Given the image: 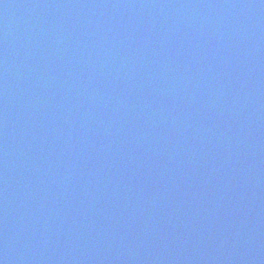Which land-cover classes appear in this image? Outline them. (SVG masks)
<instances>
[{
  "label": "water",
  "instance_id": "1",
  "mask_svg": "<svg viewBox=\"0 0 264 264\" xmlns=\"http://www.w3.org/2000/svg\"><path fill=\"white\" fill-rule=\"evenodd\" d=\"M58 0H46V2L55 3ZM212 4V9H209L211 13L207 15V19L211 20L210 24L205 22V19L196 18L194 21L197 23L195 28H190L186 33V37L181 36L176 39L180 46L189 45L194 49L195 44L198 41L203 42L206 40L216 41L219 46L218 52H224L225 50L229 53L228 56L223 57V65L209 66L207 60L209 58H216L212 55L211 51L206 46L202 50H199L200 57L196 58L193 62L194 69H198L201 66L206 67L207 75L205 81L210 84V79L213 81H219V72L223 73L224 76L220 77V84L232 83V78L229 76L231 69L235 67L239 62L245 63V55H253V47L256 42H261L264 39V0H209ZM14 2H18L20 8L15 9L12 7ZM64 5L63 8L54 6L51 8V4L44 6L42 3H38L34 8L30 5L34 3V0H0V69L4 71L3 74H9L6 67L10 64V61H15L14 54H18L23 57L25 64H33L36 66L41 63V59L47 56L51 59H56L61 54V51L67 52L69 46L77 40L80 36V32L73 30L72 33L68 30L69 16L78 19L82 18L83 23L89 21L87 13L90 10L91 15H97L101 11V4L99 6H93L92 1L88 2L86 6L80 5L78 0H60ZM78 2V3H77ZM195 5H205L204 0H194ZM83 12H75L76 9H85ZM92 7V8H91ZM37 8V9H35ZM20 12L17 14L16 12ZM38 10V12L36 11ZM66 13H69L68 15ZM92 17V16H91ZM74 24V23H73ZM76 28L81 29V26L74 24ZM148 29L151 28L148 26ZM177 32V31H176ZM181 32V30H180ZM190 35V36H189ZM43 36V38H41ZM191 37V39H190ZM244 38H246L244 40ZM43 43V45L41 44ZM241 44L244 46V52H241ZM259 53L264 52V45ZM44 51L42 54H38V51ZM94 52H98L96 49H92ZM50 51V52H49ZM24 52L28 54L25 55ZM93 52V53H94ZM163 54L157 55L155 58L151 57V66L157 68L160 65L168 64V61H173L175 52H170L168 56H162ZM264 58V55H260ZM100 59V53L96 56ZM102 59H104L102 57ZM109 59V58H107ZM168 59V60H166ZM93 65L97 63L96 60H91ZM108 62V60H107ZM108 65V63H107ZM103 66L107 69L108 66ZM169 69V67H166ZM29 74L23 75L27 77ZM191 76V75H190ZM111 81L117 83L116 77L112 73H109ZM108 80V79H107ZM89 80L85 79L84 84L86 88L89 84ZM77 80L63 88V94L69 97L59 105L56 103V91L60 90L59 86H56L55 92L47 91V100L50 101L52 109L47 113L54 112L58 115V120L53 124V129L46 131L45 127L41 125L37 128L35 140L32 138L27 139V136H23L24 126L21 129L20 136L14 144L21 146V142H25L26 147H32L33 152L27 154L24 151H20L26 157L25 163L22 164L26 168V164L35 161L36 163L41 161L40 152H45L46 156L51 153L54 163L58 167V171L53 178L54 185H60L61 181L66 177L69 168L64 167V164L59 157L57 151V145L61 146L64 150H69L63 146L62 143L68 138L71 133V128H75L78 124L70 119H66V113L75 112L73 104L75 102L81 103L87 100L89 94L79 89L71 90L68 93V89L74 88ZM105 84V80L100 79V88ZM0 81V99L3 102L6 100V91ZM51 86V83H48ZM209 86V85H206ZM54 88V87H53ZM85 91V90H84ZM243 90H241L242 92ZM51 93V94H50ZM50 94V95H48ZM207 94H203L204 101L195 104L189 112V121L195 120L197 123L204 117L207 116V111L216 105L214 97H206ZM9 102V101H8ZM7 102V103H8ZM10 107V106H9ZM84 118V117H83ZM47 119V117H46ZM165 122V126L158 125L159 121ZM92 122V121H91ZM15 119L13 113L9 110V113L0 112V132H8L7 127L14 125ZM23 124V122H21ZM46 123V121L44 122ZM79 123V122H76ZM144 124L148 128L154 131V135L157 139L162 141L164 147H176L181 144L178 140L180 137L186 145L196 147L200 144V135L193 129H187L183 127L182 120L169 121L164 117L155 119L153 123L150 121H144ZM158 125V127H156ZM51 126V125H50ZM247 133L252 127L248 124L245 125ZM26 128L31 129L29 125H25ZM11 130V128H9ZM34 131V130H32ZM245 133L244 135H247ZM261 134H255L251 141L245 140L241 143V139L238 143L229 145L224 149V157L217 161V164L213 166H207V168L197 169L195 177H192L194 182H181L172 184L170 182H163V188L166 192L164 197L160 199L156 209L140 208L133 212H118L115 214L114 219L110 222L117 231H123L126 235V239L120 245L116 242H111L112 249L106 252V256L109 260H103L100 262V258L95 257L94 264H161V262H169L170 259H174L175 264H181L180 248L185 249L188 247L191 252H185L186 255L193 256L191 264H264V228H259L255 231H250L248 238L245 240L247 243L252 237L253 239L263 238L262 241L247 246L243 251L236 254L235 248L231 243V239L235 233L239 232V227L233 226L232 222H242V216L246 214V209L242 207V204L234 203L236 207L240 208L241 211L237 214L231 215L230 206L223 208L222 213L219 211L217 199L213 194L212 190H215L216 186L213 182L202 187V181L205 178L208 179L209 173L208 168L211 172V180L215 179L213 176L216 173L217 177L220 174L226 178L223 182L225 185L229 184V191L226 193V197L234 202L236 193L250 190L248 183H242V175H246L247 178L255 179L257 176L251 171L256 168L255 163L251 161L260 149L254 150V144H262L264 142V132ZM220 134H217V138H220ZM96 141V140H95ZM93 141L92 146L87 150H81L76 153V160L83 159L85 157H92L93 154L101 155V160L105 166H109L111 163H115V159L128 158L130 156L129 149L125 147L121 152L116 150L110 145V138H106L103 142ZM102 141V140H101ZM45 142H48V150L44 151ZM95 142V143H94ZM237 142V141H236ZM9 141L5 142L9 144ZM252 163L251 170H248L246 163ZM264 162V159L261 160ZM44 168V167H43ZM47 169V168H46ZM41 169V173L47 172ZM11 172L16 174L14 168H11ZM1 174V173H0ZM264 182V176H263ZM222 183V184H224ZM224 186V185H222ZM171 190V191H170ZM217 190V189H216ZM215 190V191H216ZM169 191V192H168ZM264 192V185L262 181L258 182V187L253 188L250 194L252 198H245L250 200H256L260 193ZM224 193V187L221 195ZM93 196L92 204L97 208L98 202H104L108 200L105 196H100L98 192H92ZM1 200V198H0ZM55 204L63 201V198H58ZM74 204V201H70L67 205L68 208ZM49 209L56 212L55 207L61 208L62 205L48 203ZM261 212L255 218L259 221V225L264 226V204L261 207ZM183 226L181 236L183 242H180L175 237L167 236L166 239L170 240L173 244L181 243L177 250L174 252V256L167 254L166 245H164V239L158 237L160 233L169 234V231L173 228L176 217H181ZM229 217V218H228ZM168 218V219H167ZM171 221H170V220ZM22 222L21 224H23ZM56 227L57 233L51 228ZM94 223L90 222L88 229L93 230ZM45 232L43 240L37 239L33 244L37 247H44L45 250L40 248L37 252V262L40 264H52L55 262V258H49V252L53 251V248H57V255L67 253V246L64 243V238L68 234L67 224L60 222V215L48 216L45 223ZM81 231L74 233V237H77ZM11 236H8L5 240H0V247H4L5 243L10 242ZM27 243L31 240L25 238ZM146 247V251H141V246ZM51 247V248H50ZM76 255H84L83 253H76L70 249ZM105 254V252H104ZM88 255V252L85 254ZM173 255V254H171ZM18 261H24V256L18 257ZM29 259L35 263L36 259L32 255H28ZM27 258V259H28ZM25 258V260H27ZM88 259L80 258L79 264H88ZM28 261V260H27ZM0 264H17V262L0 251Z\"/></svg>",
  "mask_w": 264,
  "mask_h": 264
}]
</instances>
